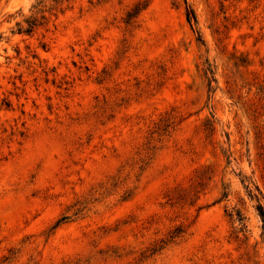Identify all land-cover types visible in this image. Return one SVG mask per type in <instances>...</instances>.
<instances>
[{
  "label": "rangeland",
  "instance_id": "374dc122",
  "mask_svg": "<svg viewBox=\"0 0 264 264\" xmlns=\"http://www.w3.org/2000/svg\"><path fill=\"white\" fill-rule=\"evenodd\" d=\"M258 206L264 0H0V264H264Z\"/></svg>",
  "mask_w": 264,
  "mask_h": 264
},
{
  "label": "trees",
  "instance_id": "16d2710c",
  "mask_svg": "<svg viewBox=\"0 0 264 264\" xmlns=\"http://www.w3.org/2000/svg\"><path fill=\"white\" fill-rule=\"evenodd\" d=\"M257 211H258V214L259 216L264 219V211H263V208L261 206H258L257 207ZM239 216V215H238ZM239 221H241V219H239Z\"/></svg>",
  "mask_w": 264,
  "mask_h": 264
}]
</instances>
